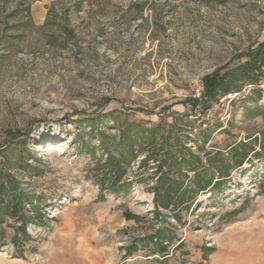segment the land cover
<instances>
[{
    "label": "rangeland",
    "instance_id": "1",
    "mask_svg": "<svg viewBox=\"0 0 264 264\" xmlns=\"http://www.w3.org/2000/svg\"><path fill=\"white\" fill-rule=\"evenodd\" d=\"M261 42L264 0H0V264H264Z\"/></svg>",
    "mask_w": 264,
    "mask_h": 264
},
{
    "label": "trees",
    "instance_id": "2",
    "mask_svg": "<svg viewBox=\"0 0 264 264\" xmlns=\"http://www.w3.org/2000/svg\"><path fill=\"white\" fill-rule=\"evenodd\" d=\"M264 44L263 42L260 43V45L257 46V48H255L253 51L251 52H247V59H246V63L244 64L243 67H239L235 70L232 71L231 74H233V76H237V75H242L241 78H245L244 81H257L258 75H255V71H257V74H260V69L261 66L264 65ZM237 71V73L234 74V72ZM218 75L215 73L213 75H209L208 77H206L205 79H207L206 81H211L210 84H206L205 89L203 87V92H202V109H207L210 107V103L211 100H213L215 98L216 95L225 93L226 91H230V90H234V89H239L238 85L242 83V80H240L238 77L234 78L232 77L231 80L227 79L224 80L223 77H217ZM257 77V78H256ZM216 79V80H213ZM238 81H240V83H238ZM204 86V85H203ZM216 99V98H215ZM194 103L193 105L196 106L197 104V99L194 98L193 99ZM192 101V102H193ZM214 164L218 165L219 164V169H224L226 168L225 165L222 166L223 162L221 160H219L218 157H216L214 159ZM217 167V166H216ZM16 254L21 255V253L16 252Z\"/></svg>",
    "mask_w": 264,
    "mask_h": 264
},
{
    "label": "crops",
    "instance_id": "3",
    "mask_svg": "<svg viewBox=\"0 0 264 264\" xmlns=\"http://www.w3.org/2000/svg\"><path fill=\"white\" fill-rule=\"evenodd\" d=\"M80 264V263H79Z\"/></svg>",
    "mask_w": 264,
    "mask_h": 264
}]
</instances>
